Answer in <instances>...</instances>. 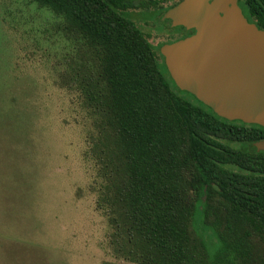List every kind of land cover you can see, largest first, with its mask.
<instances>
[{
  "label": "trees",
  "instance_id": "trees-1",
  "mask_svg": "<svg viewBox=\"0 0 264 264\" xmlns=\"http://www.w3.org/2000/svg\"><path fill=\"white\" fill-rule=\"evenodd\" d=\"M64 18L92 57L81 92L99 114L93 153L114 255L130 264H264V128L217 116L180 91L160 53L114 0H33ZM264 30V0H240ZM96 66V67H95ZM206 187L215 262L193 229Z\"/></svg>",
  "mask_w": 264,
  "mask_h": 264
},
{
  "label": "rangeland",
  "instance_id": "rangeland-1",
  "mask_svg": "<svg viewBox=\"0 0 264 264\" xmlns=\"http://www.w3.org/2000/svg\"><path fill=\"white\" fill-rule=\"evenodd\" d=\"M66 26L33 0H0V264H130L114 255L99 204L101 119L80 82L96 68ZM206 200L205 187L193 229L215 262L222 243Z\"/></svg>",
  "mask_w": 264,
  "mask_h": 264
},
{
  "label": "water",
  "instance_id": "water-1",
  "mask_svg": "<svg viewBox=\"0 0 264 264\" xmlns=\"http://www.w3.org/2000/svg\"><path fill=\"white\" fill-rule=\"evenodd\" d=\"M240 0H183L164 19L195 29L160 49L180 91L220 118L264 128V30L250 23ZM264 151V142L257 145Z\"/></svg>",
  "mask_w": 264,
  "mask_h": 264
},
{
  "label": "flooded vegetation",
  "instance_id": "flooded-vegetation-1",
  "mask_svg": "<svg viewBox=\"0 0 264 264\" xmlns=\"http://www.w3.org/2000/svg\"><path fill=\"white\" fill-rule=\"evenodd\" d=\"M183 0H114L118 12L131 18L143 31L152 45H171L196 34L195 29L175 26L173 21L164 19L165 14ZM264 139L256 142L254 147Z\"/></svg>",
  "mask_w": 264,
  "mask_h": 264
}]
</instances>
